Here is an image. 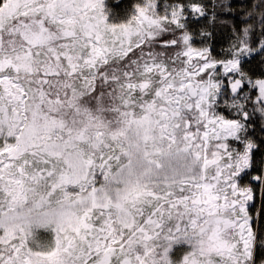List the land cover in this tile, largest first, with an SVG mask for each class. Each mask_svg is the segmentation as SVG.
<instances>
[{"label": "snow or ice", "instance_id": "1", "mask_svg": "<svg viewBox=\"0 0 264 264\" xmlns=\"http://www.w3.org/2000/svg\"><path fill=\"white\" fill-rule=\"evenodd\" d=\"M120 2L0 0V264H264V0Z\"/></svg>", "mask_w": 264, "mask_h": 264}, {"label": "trees", "instance_id": "2", "mask_svg": "<svg viewBox=\"0 0 264 264\" xmlns=\"http://www.w3.org/2000/svg\"><path fill=\"white\" fill-rule=\"evenodd\" d=\"M110 2L114 3V0H110ZM136 2V0H121L119 7L116 9L121 15L125 13L127 9L131 7ZM162 2V0H161ZM205 3L209 5V9L211 8V4L213 0H204ZM219 2V0H217ZM231 7L234 9V13L222 14L221 19L229 21V25L227 27L220 26L217 24L215 29L208 27L209 31H213V36L211 39L212 48L214 55H222V50L227 49L233 39V34L231 31L232 24H235L239 27H244L245 21L244 17H246L247 12L251 10L252 4L254 0H229ZM252 23V20L248 21ZM207 26V21L204 18H200L199 20H190L189 21V29L194 34V38L197 44L200 42V37L198 33ZM258 27V26H257ZM252 40L255 43L258 40V31H254L252 34ZM262 57L260 54H254L253 58L246 64V67L250 69L252 72L259 74L261 68L264 67V64L261 63ZM254 136L259 142L261 139H264V133H261L259 128V121L257 120L256 130L254 132ZM264 154L258 153L257 158ZM256 208H260V200H256Z\"/></svg>", "mask_w": 264, "mask_h": 264}, {"label": "rangeland", "instance_id": "3", "mask_svg": "<svg viewBox=\"0 0 264 264\" xmlns=\"http://www.w3.org/2000/svg\"><path fill=\"white\" fill-rule=\"evenodd\" d=\"M186 250H187V249H186V247H184V246H177V247L175 248V250H174L173 255L175 256L176 259H179L180 256L182 255V253H183L184 251H186Z\"/></svg>", "mask_w": 264, "mask_h": 264}]
</instances>
